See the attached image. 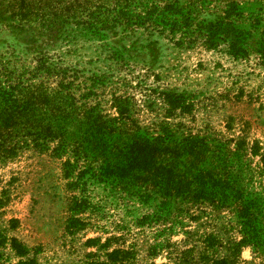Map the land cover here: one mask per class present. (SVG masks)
Wrapping results in <instances>:
<instances>
[{
    "label": "rangeland",
    "instance_id": "rangeland-1",
    "mask_svg": "<svg viewBox=\"0 0 264 264\" xmlns=\"http://www.w3.org/2000/svg\"><path fill=\"white\" fill-rule=\"evenodd\" d=\"M0 95V264H264V0H0Z\"/></svg>",
    "mask_w": 264,
    "mask_h": 264
},
{
    "label": "trees",
    "instance_id": "trees-1",
    "mask_svg": "<svg viewBox=\"0 0 264 264\" xmlns=\"http://www.w3.org/2000/svg\"><path fill=\"white\" fill-rule=\"evenodd\" d=\"M0 96H2V95H0ZM13 98L14 97H12L10 95L8 98H6V100H12ZM8 106L9 107L7 109H5L4 112L1 113V115H0V126L8 125L14 119L13 114H11V112H12L11 111L12 104H8ZM249 220H250L249 213L243 215V224H244V228H243L244 238H243V241L244 240L246 241L248 235H249V237H251L253 232H254L251 229V227L247 225V221H249Z\"/></svg>",
    "mask_w": 264,
    "mask_h": 264
}]
</instances>
